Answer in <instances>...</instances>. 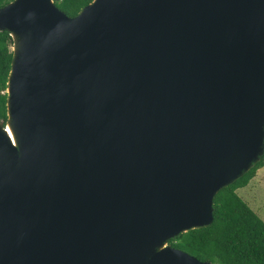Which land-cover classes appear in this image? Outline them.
Segmentation results:
<instances>
[{
  "label": "water",
  "instance_id": "water-1",
  "mask_svg": "<svg viewBox=\"0 0 264 264\" xmlns=\"http://www.w3.org/2000/svg\"><path fill=\"white\" fill-rule=\"evenodd\" d=\"M3 30L0 264H211L168 240L264 154V0H11Z\"/></svg>",
  "mask_w": 264,
  "mask_h": 264
},
{
  "label": "trees",
  "instance_id": "trees-1",
  "mask_svg": "<svg viewBox=\"0 0 264 264\" xmlns=\"http://www.w3.org/2000/svg\"><path fill=\"white\" fill-rule=\"evenodd\" d=\"M11 0H0V7ZM92 0H54L69 16L76 15ZM13 39L0 31V121H7V81L12 61ZM264 166V154L246 173L222 187L213 197V221L203 227L179 233L168 240L172 247L211 264H264V221L238 196Z\"/></svg>",
  "mask_w": 264,
  "mask_h": 264
},
{
  "label": "rangeland",
  "instance_id": "rangeland-1",
  "mask_svg": "<svg viewBox=\"0 0 264 264\" xmlns=\"http://www.w3.org/2000/svg\"><path fill=\"white\" fill-rule=\"evenodd\" d=\"M236 193L264 221V166L247 185L237 188Z\"/></svg>",
  "mask_w": 264,
  "mask_h": 264
},
{
  "label": "bare ground",
  "instance_id": "bare-ground-1",
  "mask_svg": "<svg viewBox=\"0 0 264 264\" xmlns=\"http://www.w3.org/2000/svg\"><path fill=\"white\" fill-rule=\"evenodd\" d=\"M6 131L10 134V136H11L12 139H13L12 130L10 129V127H8V128L6 129Z\"/></svg>",
  "mask_w": 264,
  "mask_h": 264
},
{
  "label": "crops",
  "instance_id": "crops-1",
  "mask_svg": "<svg viewBox=\"0 0 264 264\" xmlns=\"http://www.w3.org/2000/svg\"><path fill=\"white\" fill-rule=\"evenodd\" d=\"M256 176H257V171H256V174H255L250 180H252V179L255 178ZM250 180H249V181H250ZM247 184H248V183H247ZM247 184H246V185H247Z\"/></svg>",
  "mask_w": 264,
  "mask_h": 264
}]
</instances>
